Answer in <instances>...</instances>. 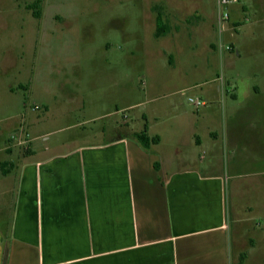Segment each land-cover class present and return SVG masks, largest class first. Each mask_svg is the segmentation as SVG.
<instances>
[{
	"label": "crops",
	"instance_id": "1",
	"mask_svg": "<svg viewBox=\"0 0 264 264\" xmlns=\"http://www.w3.org/2000/svg\"><path fill=\"white\" fill-rule=\"evenodd\" d=\"M49 93L26 128L13 117L0 126V264H264L263 185L245 183L257 159L237 129L213 127L207 103L189 112L169 93L148 102L158 101L141 125L123 116L101 127L106 138L49 142L87 122L36 131L71 114H52ZM143 129L157 138L147 148Z\"/></svg>",
	"mask_w": 264,
	"mask_h": 264
},
{
	"label": "rangeland",
	"instance_id": "2",
	"mask_svg": "<svg viewBox=\"0 0 264 264\" xmlns=\"http://www.w3.org/2000/svg\"><path fill=\"white\" fill-rule=\"evenodd\" d=\"M32 1L0 0V126L13 117L26 128L49 91L50 112L71 114L35 130L86 119L49 142L80 130L97 140L113 134L101 127L124 126L123 116L129 125L145 123L141 116L158 101L148 102L172 93L182 110L194 112L189 99L207 103L214 128L238 130L257 159L245 183L260 180L264 190V0H238L221 26L216 0H42L39 19L26 9ZM157 14L166 26L160 38ZM67 95L81 97L84 109L66 103Z\"/></svg>",
	"mask_w": 264,
	"mask_h": 264
},
{
	"label": "trees",
	"instance_id": "3",
	"mask_svg": "<svg viewBox=\"0 0 264 264\" xmlns=\"http://www.w3.org/2000/svg\"><path fill=\"white\" fill-rule=\"evenodd\" d=\"M42 4V0H33L31 3H29L26 6V9H28L29 11H31L32 15L35 18H38L40 15V7ZM156 24H157V31H156V36L158 35H164L166 33V29L163 27H160L161 24V19L160 16L157 14L156 17ZM135 137L137 138V140L141 143V145L144 148H147L150 144H154L157 141V138L153 137V138H149L146 134L145 129H143L140 133H137L135 135Z\"/></svg>",
	"mask_w": 264,
	"mask_h": 264
},
{
	"label": "built area",
	"instance_id": "4",
	"mask_svg": "<svg viewBox=\"0 0 264 264\" xmlns=\"http://www.w3.org/2000/svg\"><path fill=\"white\" fill-rule=\"evenodd\" d=\"M238 0H216V5H217V22L218 25L221 26L222 23L228 20L229 15L227 8L233 4H235ZM189 103H191L195 108L204 106V102H200L199 100H188Z\"/></svg>",
	"mask_w": 264,
	"mask_h": 264
}]
</instances>
